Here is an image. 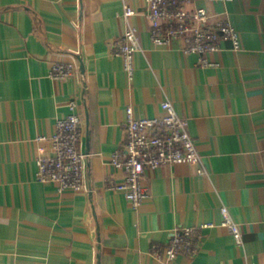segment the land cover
<instances>
[{"label":"crops","instance_id":"0c3cea01","mask_svg":"<svg viewBox=\"0 0 264 264\" xmlns=\"http://www.w3.org/2000/svg\"><path fill=\"white\" fill-rule=\"evenodd\" d=\"M237 29L209 55L213 66L185 52V41L155 45L145 7L131 19L143 51L130 81L113 44L126 30L122 0H0V264H264V0H195ZM80 52V79L54 81L62 55ZM76 100L83 150L91 157L89 191L59 194L37 180L39 136ZM174 102L188 118L200 165L148 168L151 197L134 210L126 174L111 164L126 142L127 107L137 117L162 114ZM227 206L241 225L237 246L222 226ZM201 231V248L162 261L179 226Z\"/></svg>","mask_w":264,"mask_h":264},{"label":"built area","instance_id":"2783aa9c","mask_svg":"<svg viewBox=\"0 0 264 264\" xmlns=\"http://www.w3.org/2000/svg\"><path fill=\"white\" fill-rule=\"evenodd\" d=\"M232 2L234 0H214ZM126 23L124 34L113 44V54L121 57L130 81L135 78V58L143 51L139 28L131 19L145 7L151 23L150 37L157 46H168L173 41H185L184 50L200 57L204 67L213 66L209 55L229 41L239 51L240 40L235 26L222 16L214 19L204 8L195 6V0H122ZM80 52L62 55L67 60L52 64L48 77L54 81L80 79ZM77 101L68 103L70 113L58 118L52 136H39L37 180L55 184L59 194L89 191L87 168L91 154L83 150V119ZM162 114L137 117L132 105L127 107L124 124L126 142L112 156L111 164L126 174L125 183L119 186L109 182L110 188L125 191L134 210H139L151 197L145 183L148 168L202 163L197 141L189 131L188 118L181 116L171 100L161 103ZM222 226L228 228L237 246L244 245L241 225L227 206L221 208ZM215 227L214 223L201 226L176 227L165 246L153 244L151 252L162 261H173L181 254L194 256L201 248V231Z\"/></svg>","mask_w":264,"mask_h":264}]
</instances>
